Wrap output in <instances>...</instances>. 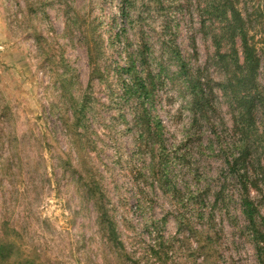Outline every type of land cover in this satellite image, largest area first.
Segmentation results:
<instances>
[{
  "label": "rangeland",
  "instance_id": "rangeland-1",
  "mask_svg": "<svg viewBox=\"0 0 264 264\" xmlns=\"http://www.w3.org/2000/svg\"><path fill=\"white\" fill-rule=\"evenodd\" d=\"M212 2L0 0V239L9 231L21 251L12 264L24 256L123 264L100 222V195L142 264H202L197 239L211 241L209 264H258L226 165L241 141L234 102L217 86L231 44L223 40L218 55L213 37L223 21ZM239 8L253 15L264 100V0H240ZM132 65L152 75L158 135L142 137L137 99L123 98ZM198 70L216 88L213 109L197 121ZM260 107L250 196L264 218V101ZM155 245L162 261L151 259Z\"/></svg>",
  "mask_w": 264,
  "mask_h": 264
},
{
  "label": "trees",
  "instance_id": "trees-1",
  "mask_svg": "<svg viewBox=\"0 0 264 264\" xmlns=\"http://www.w3.org/2000/svg\"><path fill=\"white\" fill-rule=\"evenodd\" d=\"M240 0H214L212 9L222 18V26L219 29V35H214L216 51L220 55L219 49L221 42L226 40L230 43V53L220 55V58L226 65L224 78L226 81L217 83L225 97L232 99L235 115L234 133L240 136L241 145L237 149V154H231L227 158L226 165L228 173L233 177L238 187L239 204L242 214L246 221V233L251 239L255 257L258 264H264V218L261 217L260 211L250 196L251 189L256 188V181H251L249 160L251 157V134L257 132V117L261 110V99L257 91L256 78L260 69V58L255 46L250 42V26L252 19L251 13H243L239 8ZM214 6V7H213ZM256 13V11H255ZM239 42L237 46L236 42ZM240 49V52L238 50ZM242 55V60L239 54ZM142 66L141 75L135 65L125 69L123 73L131 76L129 82L123 81V98L126 100L137 99L136 117L142 137L152 130L158 135L162 130V124L156 122L153 116L154 102L153 91L154 81L150 73H146L145 65ZM186 64L181 63V69L185 70ZM195 79L191 80L193 112L196 120L207 118L210 109H213L215 96V81L212 76L205 75L201 70L194 74ZM264 122L262 123V130ZM260 136L256 137L258 140ZM102 198L103 196L100 195ZM98 198V211L101 224L107 231V241L117 253L118 258L123 264H142L141 261L132 259L127 252L124 243L120 239L119 233L113 220L108 216L105 206L101 199ZM218 198H220L218 196ZM3 230V229H2ZM1 230V234H2ZM205 231L202 233L205 237ZM9 237V231L2 234L1 238ZM0 239V264H12L14 254L21 252L15 239ZM199 248L197 254L203 257L202 264H209L207 248L211 246L210 239H197ZM210 248V247H209ZM151 259L163 260L164 253L160 252L158 245L152 249ZM163 254V257H162ZM15 261V260H14ZM28 256H24L20 264H36ZM14 264V263H13ZM41 264V263H40Z\"/></svg>",
  "mask_w": 264,
  "mask_h": 264
}]
</instances>
